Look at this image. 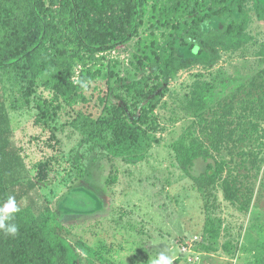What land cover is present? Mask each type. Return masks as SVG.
<instances>
[{
    "label": "rangeland",
    "instance_id": "1",
    "mask_svg": "<svg viewBox=\"0 0 264 264\" xmlns=\"http://www.w3.org/2000/svg\"><path fill=\"white\" fill-rule=\"evenodd\" d=\"M193 4L150 0L145 22L133 39L72 60L75 82L96 74L80 91L85 98L80 92L56 94L32 76L27 63L2 74L13 140L24 163L17 179L33 178L42 163L51 170L50 179L37 181L33 194L38 204L51 205L55 238L73 247L70 264H152L161 252L173 264H264V137L259 139L264 136L263 121L246 149L258 156V165L244 163L248 170H241L253 186L249 204L232 203L217 188L215 216L221 238L216 243L204 231L202 195L181 171L173 149L197 120L198 112L190 106L196 82H216L238 71L252 75L264 66V21L258 15L264 0L245 3L251 15L248 42L226 47L212 41V50L198 52L196 34L181 33ZM231 18H241L236 3L232 12L214 16L200 32L220 29ZM172 40L176 55L161 77L164 93L155 109L157 130L119 141L108 129L104 139L94 140L93 120L108 113L106 103L124 105L129 121L137 116L123 84L147 71L159 74L160 63L172 52ZM219 90L210 106L228 93ZM206 169L207 162L200 158L192 173Z\"/></svg>",
    "mask_w": 264,
    "mask_h": 264
},
{
    "label": "trees",
    "instance_id": "2",
    "mask_svg": "<svg viewBox=\"0 0 264 264\" xmlns=\"http://www.w3.org/2000/svg\"><path fill=\"white\" fill-rule=\"evenodd\" d=\"M149 1L0 0V205L12 196L19 207L12 221L18 225L17 234L10 236L0 230V264H70L73 249L55 238L52 207L38 204L33 194L37 181L51 177L47 164H40L33 178L17 179L24 163L13 140L2 94V74L27 63L32 76L56 94L66 97L79 93L96 74L83 75L75 82L71 78V61L133 39L145 22ZM247 1L194 0L192 15L181 33L196 34V52L204 47L212 50V41L226 47H240L251 38L247 33L251 20L245 7ZM235 3L240 19L231 18L220 29L207 34L200 32L202 25L214 16L223 18L232 12ZM258 15L264 21V6L258 7ZM174 42L169 44L170 56L159 65V74L147 71L123 84L130 97L128 103L137 116L129 121L124 105L115 101L106 103L108 113L93 120L94 140L104 139L108 129L114 131L119 141L149 136L157 130L155 109L164 93L161 77L169 72L175 60ZM218 89L228 93L210 106L217 99ZM79 95L84 97L81 92ZM190 106L198 112L197 120L173 143V149L181 171L192 179L202 195L206 213L204 231L216 243L221 238L215 216L219 205L217 188H221L226 200L241 207L249 204L253 191L250 176L241 170H248L244 163L252 168L258 165V156L246 149L252 135L260 131L262 121L264 124V66L252 75L238 71L216 82H196ZM200 158L207 162V169L195 175L192 169ZM236 158L241 162L234 163Z\"/></svg>",
    "mask_w": 264,
    "mask_h": 264
},
{
    "label": "clouds",
    "instance_id": "3",
    "mask_svg": "<svg viewBox=\"0 0 264 264\" xmlns=\"http://www.w3.org/2000/svg\"><path fill=\"white\" fill-rule=\"evenodd\" d=\"M17 212L19 207L12 196L0 205V230H3L6 235L15 236L18 232V225L12 222ZM152 264H173V259L165 252H161Z\"/></svg>",
    "mask_w": 264,
    "mask_h": 264
}]
</instances>
